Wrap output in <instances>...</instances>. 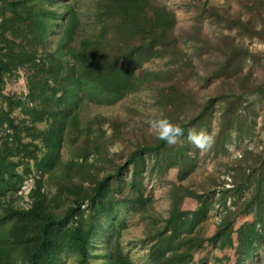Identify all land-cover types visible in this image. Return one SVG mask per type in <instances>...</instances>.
<instances>
[{"label": "trees", "instance_id": "1", "mask_svg": "<svg viewBox=\"0 0 264 264\" xmlns=\"http://www.w3.org/2000/svg\"><path fill=\"white\" fill-rule=\"evenodd\" d=\"M191 4L196 24L208 21L218 32L187 53L174 13L158 0H95L93 28L82 35L67 0H0V264H61L63 256L75 264H134L116 233L130 212L143 224L147 264H205L193 258L208 246L222 254L215 264H250L264 247V155L244 151L230 161L226 147L232 133L243 134L246 98L264 97V76L255 82L244 72L256 56L224 34L237 30L264 45V0H237L235 12L206 0ZM253 9L260 21L241 13ZM194 28L190 41H201ZM154 60L163 68H144ZM21 74L25 93L5 94ZM200 81L210 96L191 85ZM143 90L153 91L156 119L184 130L175 144L139 121L90 111ZM216 115L207 139L203 130ZM191 132L203 134L202 147ZM201 149L228 159L218 163L222 174L195 177ZM171 172L176 181L161 218L144 181ZM29 174L39 179L26 210L12 198ZM187 199L196 202L193 211L184 209ZM242 218L250 220L238 225ZM95 241L103 243L97 263Z\"/></svg>", "mask_w": 264, "mask_h": 264}, {"label": "rangeland", "instance_id": "2", "mask_svg": "<svg viewBox=\"0 0 264 264\" xmlns=\"http://www.w3.org/2000/svg\"><path fill=\"white\" fill-rule=\"evenodd\" d=\"M69 5L73 7L80 20V30L78 35H82L85 32H89L93 28V22L90 16V10L93 8L95 0H67ZM166 6V8L173 12L176 17L175 32L179 37L182 48L190 53L193 45H202L204 40H213L217 35L218 29L212 23L204 21L201 24H196L194 20L193 8L190 7L191 0H158ZM204 1V0H202ZM208 3L215 6L230 5L232 10L238 11L237 0H206ZM244 17H251L254 20L260 21L262 15L256 10L246 11L241 10ZM194 27L200 28L199 39L201 41H190V38L194 33ZM216 34H215V33ZM228 34L235 43L242 46L250 54L256 56V61L253 62L250 58L247 60L244 72L251 74V79L257 82L264 76V45L256 38H249L246 34L232 30ZM198 39V40H199ZM204 53V49H203ZM209 54H204L201 58L203 61H210ZM200 67V64H197ZM146 69L156 71L163 68L162 62L154 60L145 65ZM200 74H202L200 72ZM195 90H198L204 97L211 95V87H204V83L195 82L191 84ZM25 93V80L24 75L21 74L17 80H11L5 88V94H24ZM244 107L241 110L242 120L244 126L241 129L243 134L232 133L231 142L227 144V151L229 153L228 159L238 160L242 158L244 151H250L256 155H264V97L261 99H255L254 97L246 98ZM91 113L101 114L104 116H112L120 120L132 119L139 121L142 125L147 127L148 133H153L148 126V121L156 119L154 115L157 114L155 107L153 106V91L143 90L135 95L126 97L121 102L115 104L112 107H92ZM217 115L209 125L208 130H203L204 137L209 139L217 129ZM119 149V148H117ZM205 150L201 149L198 152L197 158L199 159V172L195 177L200 179L203 173H211L215 170L217 172L224 171V167L218 163H226L228 159L222 157H205ZM226 179L225 177H223ZM176 181V175L171 172L170 175L163 179L146 178L144 181L146 187V193L153 199V212L156 215H160L161 218H165L169 208L168 192L169 188ZM228 188V186H226ZM13 204L16 207L23 208L20 204V199L17 194L12 198ZM196 208V202L192 199H187L184 204V209L187 211H193ZM250 220V218H242L239 220L238 225L244 221ZM219 222V209L212 212L206 223L207 236L213 234L216 224ZM142 223L139 221L138 216L133 213L126 214L125 224L117 230L119 238L124 252H127L134 264H147L145 259V251L140 244L142 239L143 230ZM114 233V232H113ZM114 235L111 236V241H114ZM96 247L93 249L94 261L100 260V254L102 253L103 243L94 242ZM232 255V252L229 253ZM221 257L222 254L217 251H212L208 246L205 250L198 252L194 255L193 261L197 262L200 259H205V264H215L213 257ZM61 264H75L74 259L71 256H63ZM250 264H264V247L259 250V253L250 261Z\"/></svg>", "mask_w": 264, "mask_h": 264}, {"label": "clouds", "instance_id": "3", "mask_svg": "<svg viewBox=\"0 0 264 264\" xmlns=\"http://www.w3.org/2000/svg\"><path fill=\"white\" fill-rule=\"evenodd\" d=\"M148 126L151 130H153L156 134V138L165 141L168 144H175L177 138L184 134V130L180 127L173 125L167 119H152L149 120ZM203 134L191 132L189 134L193 143H196L197 146H203L200 144V137Z\"/></svg>", "mask_w": 264, "mask_h": 264}, {"label": "built area", "instance_id": "4", "mask_svg": "<svg viewBox=\"0 0 264 264\" xmlns=\"http://www.w3.org/2000/svg\"><path fill=\"white\" fill-rule=\"evenodd\" d=\"M37 179H39L38 175L29 174L16 193L19 199L21 200L20 204L26 210L30 208V205L32 203L31 193L35 188V181Z\"/></svg>", "mask_w": 264, "mask_h": 264}]
</instances>
